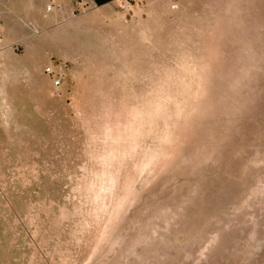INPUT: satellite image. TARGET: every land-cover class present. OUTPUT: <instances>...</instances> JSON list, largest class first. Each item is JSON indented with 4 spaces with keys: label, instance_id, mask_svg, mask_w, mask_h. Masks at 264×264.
I'll return each mask as SVG.
<instances>
[{
    "label": "rangeland",
    "instance_id": "rangeland-1",
    "mask_svg": "<svg viewBox=\"0 0 264 264\" xmlns=\"http://www.w3.org/2000/svg\"><path fill=\"white\" fill-rule=\"evenodd\" d=\"M39 7L0 21V264H264V0Z\"/></svg>",
    "mask_w": 264,
    "mask_h": 264
},
{
    "label": "crops",
    "instance_id": "crops-1",
    "mask_svg": "<svg viewBox=\"0 0 264 264\" xmlns=\"http://www.w3.org/2000/svg\"><path fill=\"white\" fill-rule=\"evenodd\" d=\"M55 1V0H44ZM65 4L83 1L93 7H104L115 4V0H57ZM43 0H0V21L19 19L22 15L40 12ZM39 9V10H38Z\"/></svg>",
    "mask_w": 264,
    "mask_h": 264
},
{
    "label": "built area",
    "instance_id": "built-area-1",
    "mask_svg": "<svg viewBox=\"0 0 264 264\" xmlns=\"http://www.w3.org/2000/svg\"><path fill=\"white\" fill-rule=\"evenodd\" d=\"M115 2H119L121 6L125 7L127 5H132L133 3L136 2V0H115ZM48 12H50V9H48ZM46 73L51 75V74H53V71H52L51 68H47L46 69ZM63 80H64V76L57 75V78H56V80L54 82L55 87L59 88L62 85Z\"/></svg>",
    "mask_w": 264,
    "mask_h": 264
}]
</instances>
